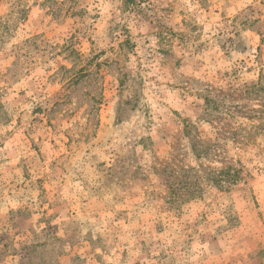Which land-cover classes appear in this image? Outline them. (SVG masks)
<instances>
[{
    "label": "rangeland",
    "instance_id": "obj_1",
    "mask_svg": "<svg viewBox=\"0 0 264 264\" xmlns=\"http://www.w3.org/2000/svg\"><path fill=\"white\" fill-rule=\"evenodd\" d=\"M0 264H264V0H0Z\"/></svg>",
    "mask_w": 264,
    "mask_h": 264
},
{
    "label": "trees",
    "instance_id": "obj_2",
    "mask_svg": "<svg viewBox=\"0 0 264 264\" xmlns=\"http://www.w3.org/2000/svg\"><path fill=\"white\" fill-rule=\"evenodd\" d=\"M234 176H235V174H233L232 176L230 175V177H229V183L230 184H233L234 182H236Z\"/></svg>",
    "mask_w": 264,
    "mask_h": 264
}]
</instances>
